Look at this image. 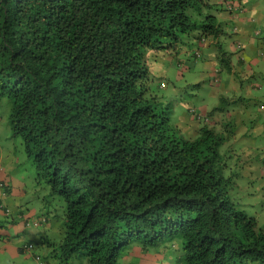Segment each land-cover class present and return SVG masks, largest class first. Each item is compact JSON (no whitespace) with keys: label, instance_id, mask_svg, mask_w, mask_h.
<instances>
[{"label":"trees","instance_id":"trees-1","mask_svg":"<svg viewBox=\"0 0 264 264\" xmlns=\"http://www.w3.org/2000/svg\"><path fill=\"white\" fill-rule=\"evenodd\" d=\"M207 3L0 0V104L41 201L37 216L21 203L11 212L10 171H0V247L12 242L20 257L8 264H31L32 241V264H264V215L249 214L260 201L246 198L264 194L251 179L255 151L233 168L225 155L238 130L224 139L213 123H171L151 79L194 33L230 61L234 18L217 19ZM30 226L28 241L20 229Z\"/></svg>","mask_w":264,"mask_h":264},{"label":"rangeland","instance_id":"rangeland-1","mask_svg":"<svg viewBox=\"0 0 264 264\" xmlns=\"http://www.w3.org/2000/svg\"><path fill=\"white\" fill-rule=\"evenodd\" d=\"M214 1L215 3H218V0ZM217 6L218 5L210 11L214 13L219 20H221V13L216 11ZM221 6H224V2H221ZM244 6L264 11V0H245ZM191 13L192 15L193 13L198 14V11H192ZM240 27L241 24L239 23V28ZM239 31L244 38L247 37L245 33L241 32V30ZM235 37H237V33H232V35L227 37V40ZM261 40H264V32L262 33ZM209 45L210 43L208 42H197L194 44L185 43L184 48H186L185 51L187 52V55L186 57L184 55L180 56L179 60L184 62L180 61L181 66L179 69L175 66L174 59L167 58V56H163L160 61L154 63L155 74L154 77L153 74L151 77L153 84H157L163 79H165L167 83L166 87L158 89V92L160 93L158 100H161L164 112L168 114L170 122L182 124L187 132H193L194 129L204 125V123H202L203 119H197L195 117V113H192V110L189 109L191 105H193V111L197 110L201 116L204 117L208 113V109L210 107L218 104L219 100L216 98L217 94H222L225 99L238 98L239 96H242L240 103L232 102L227 106L225 105V107L237 109L242 106L246 113H249V117H245V121L248 127V134H250V137L253 138L250 144L256 147L260 141V144L263 145L264 132H262L261 135H257V132L262 130L258 128L257 124H254L253 120L257 119L254 116L260 115L257 111L256 102L260 99H264V79L260 75H257L255 77L257 87L254 88L251 87L248 82L242 80L241 76H238L230 81L224 80L227 78L226 72L228 67L234 71L237 64L232 61H228V63L221 62L217 55L210 51ZM197 49L200 50L202 56L201 58L195 59L193 51ZM244 54L245 56H248L247 52H244ZM255 61L264 62V60L260 58L256 59L248 57L245 66L251 65ZM258 65L261 66L262 64L258 63ZM180 70L184 72L181 77L179 75L181 73ZM253 70L255 72L257 71L256 68ZM215 77L216 79L219 78V80H222V83L218 86V88L217 82L213 81ZM195 82H198V84ZM153 87L155 88V86ZM209 89L215 90L209 92ZM8 111V104H0V118L2 119L0 122V147L3 165L2 171L6 174L10 171L9 176L4 178L5 184L9 186L10 191L7 193V196H4L5 193L0 194V198L4 196L2 199L6 202V204H8V208L11 212L14 213L15 210H18V208L16 209V206H18V203H21L22 205L24 204L23 207L26 208V213H28L27 215L31 214V217H34L38 215L39 207L41 206L40 190L35 186L33 179L35 169L31 157H27L24 153L22 147L23 145L20 139L13 137L11 134L8 124ZM174 113L176 117L180 114L179 120L177 118L175 120L171 117ZM250 113H252L253 116ZM231 116L239 119L242 118V114L235 110L231 111ZM225 127V123L221 124L217 130L222 131ZM196 136L197 135L195 134L194 137ZM232 148V145L229 146V152L225 156H227V163L232 162L233 168H237V164L239 163L235 160L236 155L233 151H231ZM255 153L256 156L253 157L252 161L256 164V166L251 179L254 180L255 183L261 184L264 181V167L259 165L261 149L256 150ZM244 169L245 168L239 169V171L243 173ZM248 189H251V186H249ZM246 198L249 201H260V204L257 207L255 206L254 210H248L249 214L256 213L260 216L262 213L261 208H264V194H258L255 197L247 196ZM20 230L22 231L20 235L22 237L25 236L28 241H30L31 235L37 231L34 226H30L29 228L22 227ZM15 231L12 232V234H14ZM58 233L59 230L54 228L51 235L56 237ZM20 235L15 236L14 239H18ZM12 244L13 243L10 242L9 246L5 244V248L0 247V264H8L9 262H14L16 259L19 261L20 257L17 256L15 247H12ZM29 244H31V247H28L29 252H40L41 246L39 241H32V243ZM1 245L2 244H0V246ZM28 250L25 251L24 255L32 264V260L30 259L31 254L28 255ZM34 262L35 264H44L38 258H36Z\"/></svg>","mask_w":264,"mask_h":264},{"label":"clouds","instance_id":"clouds-1","mask_svg":"<svg viewBox=\"0 0 264 264\" xmlns=\"http://www.w3.org/2000/svg\"><path fill=\"white\" fill-rule=\"evenodd\" d=\"M224 2V6L222 7L218 3H215L214 0H208V3L206 6H211V9L213 10L216 5V11L221 13V18H224L226 14H229L231 18H234L235 21V28L234 30L230 29L228 32H237V37L236 39H229L226 42L229 45V51L228 53H225L226 56L230 57V61L236 63V67L234 68L235 70L233 71L230 68V73H226L227 78L224 80L230 81L233 80L234 78L241 76L242 80H245L250 84L251 87H257V84L255 83V77L257 75H260L264 79V62L260 61H255L249 66H245L246 62H237L236 57L239 56L240 59H242V56L245 55L244 52L247 51H254L255 55L253 58H260L264 60V40L262 39V33L264 32V25L262 26V23L264 21V11L261 10L260 13H258L256 10H253L251 8H247L246 6H241L237 8L234 5V0H222ZM228 8V9H227ZM210 9V10H211ZM211 12V11H210ZM254 12L255 16L253 17H248V14ZM212 13V12H211ZM214 14V13H213ZM204 17V16H203ZM217 17V16H216ZM218 19V18H217ZM239 23L241 24V27L239 28ZM246 34V38L243 37V35L240 33V31ZM247 31V33L245 32ZM195 33L192 34V36H189L186 38V43H197V42H203L205 37L200 36L198 38L194 37ZM224 35V34H223ZM257 37V38H256ZM186 48H184L181 53L178 54H172L170 57L171 59H174L175 61V66L179 69L181 66V62L179 60L181 55H184L186 57L187 52L185 51ZM193 56L195 59L201 58L202 54L200 50H194L193 51ZM242 61V60H241ZM258 63H261L262 65L259 66ZM256 68L257 71L255 72L253 69ZM180 77L183 76V73L180 70ZM234 77V78H233ZM212 81V80H211ZM210 81V83H211ZM213 81L217 82V88L218 86L222 83V80L216 79V77L213 79ZM167 86L166 80L163 79L160 81V87L164 88ZM215 89H209V92H212ZM219 102L217 105H214L208 109V113L202 117L201 114L195 110L193 111V105L190 106V110H192V113L198 114L199 119H203V121H206L209 124H216V127L218 128L221 124H226V127L220 131L217 130L216 132L220 133L221 136L227 138L230 136L236 129L235 133L240 134L239 139L235 142L232 143L233 148L231 151L235 153V155H240L244 152L247 151H255L258 149H261V157L259 158V161H262L261 165L264 166V144L261 145L260 141L258 142L257 146L254 147L250 143L252 142L253 138L250 137V134H248V127L245 121V117H249V113H246L244 108L240 106V108L237 109H230L226 108L225 105H229L232 102H238L240 103L242 96H239L238 98H230V99H225L223 98L222 94H217L216 97ZM223 99V100H222ZM222 100V103L220 104ZM225 101V102H224ZM224 102V103H223ZM228 102L227 104H225ZM256 107L257 111L259 112V116H254L255 120H253L254 124L258 125V128L261 129L262 131L259 130L257 132V135H261L262 132H264V99H260L256 102ZM238 111L239 113L242 114V118H235L231 116V111ZM252 114V113H250ZM178 117L175 116V113L171 116L173 119L176 120V118L179 120ZM253 116V114H252ZM1 122V121H0ZM173 123V122H171ZM234 133V134H235ZM229 152V148L227 150ZM3 170V165H2V154H0V171ZM1 185V183H0ZM262 213L264 215V208H262ZM169 253V250H167V254Z\"/></svg>","mask_w":264,"mask_h":264},{"label":"crops","instance_id":"crops-1","mask_svg":"<svg viewBox=\"0 0 264 264\" xmlns=\"http://www.w3.org/2000/svg\"><path fill=\"white\" fill-rule=\"evenodd\" d=\"M253 10H256L258 13H260L261 12V10H259V9H253ZM3 248V247H2ZM17 260V259H16ZM20 261V260H19Z\"/></svg>","mask_w":264,"mask_h":264}]
</instances>
